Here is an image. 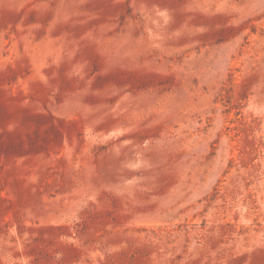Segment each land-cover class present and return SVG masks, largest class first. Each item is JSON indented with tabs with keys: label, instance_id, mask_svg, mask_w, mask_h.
<instances>
[{
	"label": "rangeland",
	"instance_id": "rangeland-1",
	"mask_svg": "<svg viewBox=\"0 0 264 264\" xmlns=\"http://www.w3.org/2000/svg\"><path fill=\"white\" fill-rule=\"evenodd\" d=\"M0 264H264V0H0Z\"/></svg>",
	"mask_w": 264,
	"mask_h": 264
}]
</instances>
